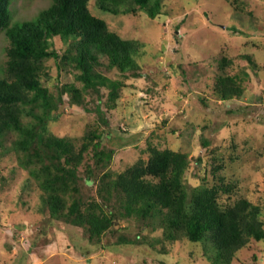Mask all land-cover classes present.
<instances>
[{"label": "rangeland", "instance_id": "obj_1", "mask_svg": "<svg viewBox=\"0 0 264 264\" xmlns=\"http://www.w3.org/2000/svg\"><path fill=\"white\" fill-rule=\"evenodd\" d=\"M50 2L11 0V18L30 20ZM160 4L161 13L152 19L143 10L112 14L100 10L96 0L88 2L91 14L103 19L110 31L141 43L136 58L140 77L110 71L105 59L96 67L124 84L116 108L110 111L108 135L102 139L115 151L110 170L115 175L139 159L146 160L148 144L186 152L188 188L202 184L203 177L211 186L222 176L235 184V190L229 200L221 192L219 201L244 197L260 207L264 222V0H161ZM7 44L0 30V76ZM54 46L57 51L64 47L59 38ZM222 57L231 62L221 69ZM44 64L51 90H57V80L59 84L73 80L65 69L58 72L53 58ZM222 72L240 78V96L227 101L215 96V79ZM67 99L63 97L57 118L47 119L46 130L79 139L94 115ZM27 120L33 118L24 116ZM214 155L219 157L215 163H222L216 172ZM95 185L83 188V195H94ZM111 229L101 246L90 245L81 228L50 218L44 192L17 165L15 154L0 157V264H213L206 257L208 243H192L185 237L171 242L162 228H146L131 219L119 220ZM120 233L138 236L141 242L116 244ZM230 264H264V240L251 239Z\"/></svg>", "mask_w": 264, "mask_h": 264}, {"label": "trees", "instance_id": "obj_2", "mask_svg": "<svg viewBox=\"0 0 264 264\" xmlns=\"http://www.w3.org/2000/svg\"><path fill=\"white\" fill-rule=\"evenodd\" d=\"M10 1L0 0V30L8 40L0 76V157L15 154L17 165L44 192L51 219L81 228L92 246H101L102 237L112 233L119 220L131 219L146 228H162L171 242L185 237L192 243H208L206 257L213 264H230L235 252L251 239L264 240L258 205L244 197L219 201L221 192L231 198L234 183L218 176L207 186L203 177L202 184L187 187L186 152L148 144L146 160L112 174L115 151L102 139L108 135L110 111L116 108L124 84L96 67L105 59L110 71L140 77L136 58L141 43L110 31L103 19L91 14L89 0H51L30 20H12ZM96 2L100 10L112 14L143 10L154 19L161 13V0ZM55 38L62 42V51L55 48ZM49 58L55 60L58 72L65 69L73 77L62 84L57 80L56 91L46 85L50 75L44 61ZM230 62L222 57L221 69ZM238 78L224 72L217 75L215 96L221 101L240 96ZM64 96L94 115L79 139L46 130L47 119L57 118ZM24 116L33 120L24 121ZM201 143L208 146L206 139ZM218 159L211 158L213 172L222 168V163H215ZM94 183V195L84 196L81 190ZM139 242L138 236L121 233L115 239L116 244Z\"/></svg>", "mask_w": 264, "mask_h": 264}]
</instances>
